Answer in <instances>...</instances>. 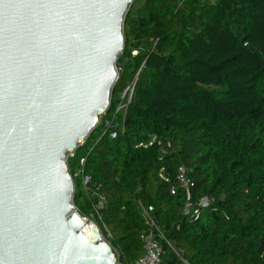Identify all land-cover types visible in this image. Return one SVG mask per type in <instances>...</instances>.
<instances>
[{
    "label": "trees",
    "instance_id": "1",
    "mask_svg": "<svg viewBox=\"0 0 264 264\" xmlns=\"http://www.w3.org/2000/svg\"><path fill=\"white\" fill-rule=\"evenodd\" d=\"M123 36L107 114L67 159L71 175L85 159L89 188L105 198L100 219L76 177L75 209L94 215L123 264L143 252V210L162 264H264V0H133ZM133 80L112 139L104 120ZM179 166L193 184L189 200ZM201 199L208 206L197 217L184 215Z\"/></svg>",
    "mask_w": 264,
    "mask_h": 264
},
{
    "label": "water",
    "instance_id": "2",
    "mask_svg": "<svg viewBox=\"0 0 264 264\" xmlns=\"http://www.w3.org/2000/svg\"><path fill=\"white\" fill-rule=\"evenodd\" d=\"M133 0H0V264H114L66 156L111 102Z\"/></svg>",
    "mask_w": 264,
    "mask_h": 264
},
{
    "label": "built area",
    "instance_id": "3",
    "mask_svg": "<svg viewBox=\"0 0 264 264\" xmlns=\"http://www.w3.org/2000/svg\"><path fill=\"white\" fill-rule=\"evenodd\" d=\"M119 68L116 67V70ZM134 85L135 80H133L131 83H129L118 95V100L114 109V112L112 114V117L110 119L104 120V129L103 132L108 133L110 138H116L118 136V133L122 131V126L119 122L115 121V115H119L120 112H123V116L126 114L128 105L133 97L134 93ZM107 110H105L102 114L99 116H104L107 114ZM99 121V120H98ZM156 142L158 146L161 145L160 141H157L155 138H152L149 143L152 144ZM83 141L80 142L79 145H82ZM74 150L67 153L66 156V162L68 158L73 157ZM84 158H81L79 160V168L74 172L72 178H80V184L82 190L88 194L89 196L96 197L98 199L97 205L94 207V215L99 218V215L97 213V210L103 206L104 203V196L99 192V189L97 187L89 188V183L91 181L90 176L84 175L82 172V166L84 165ZM176 182L180 188L184 190V193L186 195V198L189 200L191 196V187L193 186L190 178L187 175V169L185 166H179L177 170V176H176ZM170 194L175 193V187H171L169 190ZM205 208L208 206V201L205 199H201L197 206L191 205V203H187L184 209V215L187 216H194L197 217L199 215V208ZM143 215L147 219V225L148 228L144 231V233L141 236L142 245H143V252L141 256L133 263V264H162V255H163V248L161 246V243L159 239L156 237L154 230L156 228L155 224L151 219H149L148 214L145 210L142 211ZM94 215H91V218H85V219H91L94 221ZM95 222V221H94ZM97 225V223L95 222ZM98 226V225H97ZM99 228V227H98ZM101 231V230H100ZM102 233V232H101ZM107 236H110L108 233ZM100 238L106 241V237L103 235V233L100 235ZM112 248V247H111ZM114 252V264H123L119 260V252L116 248H112Z\"/></svg>",
    "mask_w": 264,
    "mask_h": 264
},
{
    "label": "rangeland",
    "instance_id": "4",
    "mask_svg": "<svg viewBox=\"0 0 264 264\" xmlns=\"http://www.w3.org/2000/svg\"><path fill=\"white\" fill-rule=\"evenodd\" d=\"M116 67H117V65H116ZM117 71H118V69H117ZM119 116L122 117L123 116V112H120ZM99 231H100V229H99ZM100 234H102L101 231H100Z\"/></svg>",
    "mask_w": 264,
    "mask_h": 264
}]
</instances>
